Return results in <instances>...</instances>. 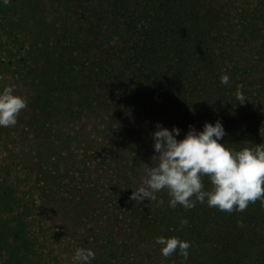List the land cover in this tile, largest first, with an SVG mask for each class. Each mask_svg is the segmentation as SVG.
I'll return each instance as SVG.
<instances>
[{
	"label": "trees",
	"instance_id": "trees-1",
	"mask_svg": "<svg viewBox=\"0 0 264 264\" xmlns=\"http://www.w3.org/2000/svg\"><path fill=\"white\" fill-rule=\"evenodd\" d=\"M6 85L27 107L0 126V264H67L80 247L90 264H264L261 200L131 199L158 122L182 139L219 119L230 147L264 143V0H0ZM161 235L189 256L163 257Z\"/></svg>",
	"mask_w": 264,
	"mask_h": 264
},
{
	"label": "clouds",
	"instance_id": "clouds-1",
	"mask_svg": "<svg viewBox=\"0 0 264 264\" xmlns=\"http://www.w3.org/2000/svg\"><path fill=\"white\" fill-rule=\"evenodd\" d=\"M229 81L225 72L220 82L227 85ZM26 107V99L15 94L14 86H4L0 90V126L15 125L20 111ZM180 134L177 126L168 128L157 123L152 133L155 155L151 165L145 163L140 186L131 194L133 201H156L157 194L167 190L170 207L179 204L192 208L197 201L206 200L209 207L231 212L243 211L257 200L264 202V143L239 150L230 147L221 142L226 130L219 119L215 123L206 121L202 130L190 125L183 138L178 139ZM205 176L211 182L210 190L205 188ZM155 243L163 257L178 249L185 258L189 256L191 242L177 236H157ZM94 257V250L80 247L73 259L79 264H90Z\"/></svg>",
	"mask_w": 264,
	"mask_h": 264
},
{
	"label": "rangeland",
	"instance_id": "rangeland-1",
	"mask_svg": "<svg viewBox=\"0 0 264 264\" xmlns=\"http://www.w3.org/2000/svg\"><path fill=\"white\" fill-rule=\"evenodd\" d=\"M74 255H75V253L71 250V252H68L67 254H66V256L68 257L67 258V264H75L76 263V261L73 259V257H74Z\"/></svg>",
	"mask_w": 264,
	"mask_h": 264
}]
</instances>
